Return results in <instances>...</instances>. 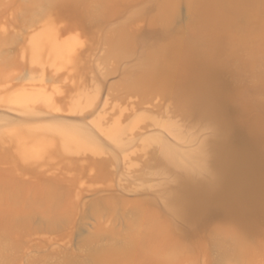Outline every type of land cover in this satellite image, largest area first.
Instances as JSON below:
<instances>
[{
  "label": "rangeland",
  "instance_id": "obj_1",
  "mask_svg": "<svg viewBox=\"0 0 264 264\" xmlns=\"http://www.w3.org/2000/svg\"><path fill=\"white\" fill-rule=\"evenodd\" d=\"M53 1L0 0V264H242L239 246L264 264V0L219 4L198 36L188 0ZM215 35L217 68L196 80L215 99L147 74L165 47ZM36 37L58 46L34 53ZM219 168L230 194L183 204Z\"/></svg>",
  "mask_w": 264,
  "mask_h": 264
},
{
  "label": "bare ground",
  "instance_id": "obj_2",
  "mask_svg": "<svg viewBox=\"0 0 264 264\" xmlns=\"http://www.w3.org/2000/svg\"><path fill=\"white\" fill-rule=\"evenodd\" d=\"M49 1H51V0H48V2ZM54 1H56V0H54ZM54 1H53V3H54ZM60 1V2H59ZM57 0V2H59V4L61 5V0ZM68 1V0H67ZM100 1V0H99ZM104 1V0H103ZM106 1V0H105ZM190 3V5L191 6H195L196 7V11L194 12L193 11V14H194V22L192 23L193 25H195L197 28H198V31H197V34L196 33H194V35L196 34L197 36H198V34H203V33H205L206 34V31H205V28L207 29V27L206 26H208V24H211L212 22H216V23H218V24H220V22H219V19H220V16L221 15H223V16H227L228 14H224L225 13V11H222L221 9H218L219 7V4H220V6L221 5H223V4H225V3H227L226 5H228V9L229 10H237V4H239L240 3V1H242V0H227V1H225V0H188ZM216 3V4H213L214 2ZM66 1L64 0L63 1V3H65ZM225 2V3H224ZM239 2V3H238ZM100 3H101V1H100ZM170 3V2H169ZM247 3H248V0H247ZM52 4V3H51ZM171 4V3H170ZM54 5V4H53ZM63 5V4H62ZM66 6V5H65ZM170 7V6H169ZM167 8H168V5H167ZM214 8H216V9H214ZM239 8H240V6H239ZM222 11V12H221ZM170 12V11H169ZM166 13V12H165ZM169 15V14H168ZM162 16H163V14H162ZM171 16V15H170ZM211 16H212V18H211ZM214 21H213V20ZM192 22V21H191ZM214 22V23H215ZM194 29V28H193ZM121 30H123V29H121ZM195 30V29H194ZM117 31V30H116ZM125 31V30H124ZM124 31L123 32H118V33H116V38L118 37V39H121L122 37H123V33H124ZM195 32H196V30H195ZM208 32V31H207ZM196 36V37H197ZM194 37V36H193ZM199 37H200V35H199ZM228 37V36H227ZM226 37V38H227ZM41 38V37H40ZM37 39V37L36 38H32L33 40V43L31 44V46H32V49H33V51H34V53H37L40 49H41V47L42 46H47V47H57L58 46V42L57 41H55V40H53V39H48V38H45V39ZM36 39V40H35ZM196 39V38H195ZM228 39H231V38H229L228 37ZM117 40V39H116ZM123 40V39H122ZM197 41V40H196ZM225 41V38L224 39H220V37H218L217 35H215V36H213L212 37V39H208V40H203L202 39V44L201 43H197V44H195V43H192V45H191V43L190 42H188V43H190V46H185V45H181L180 43H178L177 41L175 42V43H173V44H171L170 46H168L167 48L165 47L164 49H162V50H160L156 55H155V57H151V59L153 58V60H149V65H146L145 66V69L147 70V74L148 75H150L151 77L150 78H152L153 77V79H155V77H157V78H161L162 79V77H165L166 78V76L165 75H167V74H171V75H174V76H176L177 77V79L181 82V84L182 85H185V86H187L188 88H192L193 86H195L196 85V87H197V85H199V83H197L196 82V80L198 79V78H200V77H197V71H200V70H205V71H211L212 69H214V67H215V57L218 55V53L219 52H221V50H223L222 49V44H223V42ZM226 41H228V40H226ZM194 42V41H193ZM201 42V41H200ZM169 45V44H168ZM187 45V44H186ZM73 46V45H72ZM71 46V47H72ZM167 46V45H166ZM61 47V53H65L66 51H68L69 52V50L71 49V47H69L68 45L66 46H63V44H62V46H60ZM163 47V46H162ZM162 47H160V48H162ZM210 48V49H209ZM73 49V48H72ZM158 51V50H157ZM164 54V55H163ZM167 54H169V56H171V55H180L181 57H183V58H185V62H188V66H187V69L185 70H180L179 69V66L177 65L178 63V61H180V60H178L177 62H176V60L174 61L173 60V62L176 64H173V63H171L169 60L168 61H165L164 59H166L165 57H167V56H165V55H167ZM220 54V53H219ZM164 56V57H163ZM174 58V56L172 57V59ZM176 58V57H175ZM174 58V59H175ZM179 58V57H178ZM177 58V59H178ZM182 59V58H181ZM218 59V58H217ZM186 60H188V61H186ZM148 61V60H147ZM182 61V63H184L183 62V60H181ZM217 62V61H216ZM146 63V62H145ZM181 63V64H182ZM218 63V62H217ZM220 63V65H222V62H219ZM145 65V64H144ZM183 65V64H182ZM185 65V64H184ZM147 67V68H146ZM181 67V66H180ZM217 68V66L215 67V69ZM183 69V68H182ZM203 70V71H204ZM216 71V70H215ZM202 72V71H201ZM201 72H199V74L201 73ZM144 73V72H143ZM206 73H208V72H206ZM215 73V72H214ZM146 74V78H147V75ZM143 75V74H142ZM141 75V76H142ZM171 75L169 76V77H171ZM211 75V74H210ZM173 76V77H174ZM204 76V75H203ZM203 76H201V77H203ZM143 77V76H142ZM173 77H171V78H173ZM176 77H175V80H176ZM206 77V76H205ZM209 77V76H208ZM207 77V78H208ZM214 77V76H213ZM149 78V77H148ZM150 78L148 79V80H150ZM168 78V77H167ZM167 78H166V81H167ZM140 79V78H139ZM138 79V80H139ZM143 79V78H142ZM174 79V78H173ZM206 79V78H205ZM212 79V78H211ZM138 80H137V82H138ZM141 80V79H140ZM140 80H139V82H140ZM145 80H147V79H145ZM147 80V81H148ZM171 80V79H170ZM147 81H143L142 80V82H140V84H139V87H143L144 85H145V83H147ZM157 81H160V80H157ZM201 82H202V79L200 80ZM136 82V83H137ZM148 82H152V79L150 80V81H148ZM163 82H165V80L163 81V79H162V83ZM169 82V81H168ZM154 83H157L156 82V80H155V82ZM158 83H160L159 85H161V82H158ZM172 83H174V81L172 82ZM152 84V83H151ZM165 83H163L162 85H164ZM176 84V83H175ZM204 84V83H203ZM206 84V83H205ZM169 85V83H167V86ZM209 85V84H208ZM137 86V85H136ZM146 86V85H145ZM147 86H149V83H148V85ZM146 86V87H147ZM165 86V85H164ZM170 86V85H169ZM199 89H200V91H199V93L197 92V93H194L195 94V96H193V94L192 95H188L187 96V98L185 99V102H186V100H189V101H194L195 103H196V99H199L200 100V98L203 100V99H212V98H214L215 99V97H213V94L214 93H212V90H210L208 87H206V85L204 86H202V85H199ZM213 87H214V85H213ZM137 88H138V86H137ZM144 88V90H145V87H143ZM148 88V87H147ZM147 88H146V90H147ZM188 88L186 89V90H188ZM151 89V88H150ZM193 89H195V88H193ZM199 89H196V90H199ZM214 91V90H213ZM188 93H190V92H188ZM186 97V96H185ZM218 98V97H217ZM201 101V100H200ZM199 101V102H200ZM218 101V100H217ZM205 102V101H204ZM203 102V103H204ZM207 102V101H206ZM206 102H205V104H204V106L206 105ZM208 102H210V101H208ZM207 102V103H208ZM212 102V101H211ZM214 102V101H213ZM188 103H190V102H188ZM191 104H193V103H191ZM194 105V104H193ZM197 105V104H196ZM208 106V105H207ZM206 106V107H207ZM251 104L249 103V102H243V107L245 108V109H249V108H251ZM215 107V106H214ZM253 107H254V105H253ZM199 109H200V106H199ZM212 109H213V107H212ZM211 110V109H210ZM214 112H215V109L213 110ZM217 111V110H216ZM209 112V111H208ZM212 112V111H211ZM219 112H221V111H219ZM217 113V112H216ZM218 114V113H217ZM216 114V115H217ZM258 114V113H257ZM256 114V115H257ZM218 116H220L219 114H218ZM216 117V116H215ZM254 117H255V115H254ZM260 114L258 115V118H256V120L257 119H260ZM218 119V118H217ZM219 120V119H218ZM259 121V120H258ZM254 122H255V120H254ZM263 122V121H262ZM218 126V125H217ZM253 126H254V123H253ZM256 126H257V123H256ZM223 128V127H222ZM254 128V127H253ZM221 129V128H220ZM219 129V130H220ZM260 129H262V128H260ZM262 132V131H261ZM70 133V132H69ZM263 134H264V132H262ZM217 134V133H216ZM69 137H70V135H69ZM68 137V138H69ZM219 139V138H218ZM218 139H217V141H218ZM216 142V141H215ZM77 144V143H76ZM232 147V146H231ZM223 149V148H222ZM227 149V148H226ZM215 151H216V148H215ZM220 151V150H219ZM217 152H218V150H217ZM215 153V152H214ZM219 153V152H218ZM233 153V152H232ZM216 154V153H215ZM226 155H227V153H226ZM216 157V156H215ZM218 157V156H217ZM232 157V156H231ZM222 158V157H221ZM226 158H227V156H226ZM240 158V157H239ZM216 159V158H215ZM224 159V158H223ZM223 159H221V160H223ZM226 160V159H225ZM232 161H234V160H232ZM222 162V161H221ZM227 163V162H226ZM221 165V164H220ZM224 165V164H223ZM227 165V164H226ZM228 165H229V163H228ZM225 167V166H224ZM242 168V167H241ZM240 168V169H241ZM220 169V168H219ZM231 170V171H230ZM247 170V169H246ZM244 171V170H243ZM217 172H218V170H217ZM244 172H246V171H244ZM234 173V171H233V169H228V168H221L220 169V171H219V173H218V175L217 176H215L214 177V179L213 180H211L209 183H205V184H199V183H195V182H192V181H190V179L189 180H187L186 182H185V184L183 185V187H182V189H181V199L183 200L184 199V202H183V204H186L187 206H191V207H198V206H201L202 205V203L204 202V201H207V203H208V200H215L216 199V197L217 196H220V195H222L224 192V194L225 195H229L230 194V190H228V189H226L225 188V186H226V184H227V182H226V180H228V178L229 177H232V174ZM187 179V178H186ZM244 179V178H243ZM185 180V179H184ZM181 183H183V182H181ZM248 183V182H247ZM231 184V183H230ZM229 184V185H230ZM182 185V184H181ZM228 185V184H227ZM244 185V184H243ZM249 186V185H248ZM232 187V186H231ZM180 188V187H179ZM241 188V187H240ZM232 189V188H231ZM242 189V188H241ZM247 189V188H246ZM178 192V191H177ZM176 192V193H177ZM175 193V195H177ZM258 193V192H257ZM234 194V193H233ZM232 194V195H233ZM180 195V194H179ZM178 195V196H179ZM236 195V194H235ZM239 195V194H238ZM199 196V197H198ZM234 196V195H233ZM177 198V197H176ZM215 198V199H214ZM237 198V197H236ZM194 199V200H193ZM176 200V199H175ZM222 200V199H221ZM220 200V201H221ZM239 202V201H238ZM206 203V202H205ZM227 203V202H226ZM180 204V203H179ZM206 205V204H205ZM223 205H224V203H223ZM227 205V204H226ZM230 205V204H229ZM211 206V205H210ZM238 206V205H237ZM228 207V206H227ZM184 208V207H183ZM203 209V208H202ZM184 210V209H183ZM199 210V209H198ZM185 211V210H184ZM190 212V211H189ZM196 214V213H195ZM149 223V222H148ZM150 225V224H149ZM144 227H145V225H144ZM150 229V228H149ZM147 231H149V232H142V235H141V237H147L148 235H150V233H151V229L150 230H147ZM137 232V231H136ZM140 233V232H139ZM138 234V233H137ZM137 234H135L136 236H137ZM152 234V233H151ZM233 235H235V234H233ZM232 235V237H234ZM139 236V235H138ZM151 236V235H150ZM236 237V236H235ZM136 238V237H135ZM134 238V239H135ZM140 237H138L137 239H139ZM136 239V240H137ZM234 242H236V239H235V241ZM237 244H238V242H236ZM137 243L136 242H134L133 244H132V246H131V248H130V251L131 252H133V254H135V255H137V256H143L142 254L145 252V251H141V248L140 249H138V248H135V246H137L136 245ZM235 246H237V245H235ZM239 246V245H238ZM231 248H234V247H231ZM235 249H237V256L238 257H240V258H242L241 260V262H243V263H245V264H251V261L250 260H253V259H250V258H247L248 256H246V254L244 253V250L243 251H241L242 249H240V246H239V248H235ZM235 249H234V251H235ZM154 250V249H153ZM231 251H232V249H231ZM148 253L150 252V251H147ZM152 252V251H151ZM150 252V253H151ZM158 252H159V250H158ZM236 252V251H235ZM234 252V253H235ZM146 253V252H145ZM160 253V252H159ZM156 254V253H155ZM154 254V255H155ZM165 254V256H167L166 255V253H164ZM150 255H152V254H150ZM162 255H163V253H162ZM236 255V254H235ZM144 256H145V254H144ZM146 257H147V255H146ZM157 257H158V255H157ZM154 258V257H153ZM165 258V257H164ZM167 258V257H166ZM152 259V258H151ZM250 259V260H249ZM170 260V259H169ZM169 260H167V263L169 262ZM240 260V259H239ZM245 262H244V261ZM157 261H159V260H157ZM161 262V261H160ZM163 262V261H162ZM164 263H166V262H164ZM242 263V264H243ZM253 263H256V262H253ZM98 264H114V261L112 260V258L110 257V256H107L106 254H101V256H100V258H99V262H98Z\"/></svg>",
  "mask_w": 264,
  "mask_h": 264
}]
</instances>
